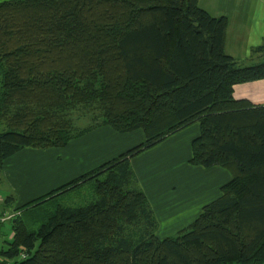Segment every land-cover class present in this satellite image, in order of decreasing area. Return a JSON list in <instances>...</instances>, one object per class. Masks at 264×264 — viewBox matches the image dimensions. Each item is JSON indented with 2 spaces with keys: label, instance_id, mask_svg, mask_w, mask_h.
<instances>
[{
  "label": "trees",
  "instance_id": "1",
  "mask_svg": "<svg viewBox=\"0 0 264 264\" xmlns=\"http://www.w3.org/2000/svg\"><path fill=\"white\" fill-rule=\"evenodd\" d=\"M197 1H0V168L25 147L61 148L100 126L143 134L12 207L0 264L264 262V103L233 96L234 85L264 79V60L239 65L225 53V16ZM192 123L187 164L230 177L190 223L159 238L129 162ZM86 184L89 201L29 213ZM1 203L11 208L12 195Z\"/></svg>",
  "mask_w": 264,
  "mask_h": 264
},
{
  "label": "crops",
  "instance_id": "2",
  "mask_svg": "<svg viewBox=\"0 0 264 264\" xmlns=\"http://www.w3.org/2000/svg\"><path fill=\"white\" fill-rule=\"evenodd\" d=\"M197 4L212 16H225V53L243 65L261 61L264 49L253 52V48L264 44V0H198ZM233 96L264 103V79L234 85ZM137 131L117 133L100 126L61 148L19 150L0 168V211L9 210L1 203L7 193L13 197L11 208L32 200L138 144L142 139ZM197 133V123H192L130 159L157 232H174L190 223L228 178L223 168L187 164L189 143Z\"/></svg>",
  "mask_w": 264,
  "mask_h": 264
},
{
  "label": "rangeland",
  "instance_id": "3",
  "mask_svg": "<svg viewBox=\"0 0 264 264\" xmlns=\"http://www.w3.org/2000/svg\"><path fill=\"white\" fill-rule=\"evenodd\" d=\"M255 59H257V58H253V60H255ZM261 60H264V56L261 58ZM248 61H250V60H248ZM245 63V62H244ZM238 64L239 65H243V64H241V62L239 63L238 62ZM139 134H140V136H141V139H143V134L141 133V131H137ZM35 157H37V159L40 157H38V156H35ZM59 159H60V157H58ZM41 159V158H40ZM56 159V158H55ZM62 159V158H61ZM43 160L44 161H46V160H48V157H46V156H44L43 155ZM57 160V159H56ZM222 170H224L225 172H226V174L228 175V178L226 179V180H228L229 179V173H228V171H226L225 169H222ZM225 180V181H226ZM223 181V180H222ZM224 181V182H225ZM221 183H223V182H221ZM88 184H86V185H84L81 189H79V190H77V191H72V192H70V193H68L67 195H64V196H62V197H60V198H58V199H54V200H52V201H49L48 203H46L45 205H43L41 208H39V209H34V210H32V211H30L29 213H32L33 214V212H34V214H37L38 215V217L37 218H39L41 215H42V218L45 216L43 213H41L42 212V210H44L45 209V211L44 212H47L53 205H55L56 203H58V204H63V203H65V204H68V205H80V204H82V203H85V202H87V201H89L90 200V197H91V193L89 192V190H88ZM9 210H7V211H5V209H2L1 211H0V214H3L4 212L5 213H9L10 211H12L13 210V208H8ZM9 211V212H8ZM26 221H27V219H26ZM29 222V221H28ZM30 223H32V222H30ZM38 224V222L36 221V222H33V224H31V226H33V227H35L36 225ZM3 232V233H2ZM176 231H174V232H166V233H162V232H160V231H155V234L158 236V237H164V236H170V235H173L174 233H175ZM1 234H2V237L3 238H5V239H9L10 238V236H11V233H10V229H9V223L7 222V221H5V222H3L2 223V227H1ZM262 264H264V262L262 263Z\"/></svg>",
  "mask_w": 264,
  "mask_h": 264
},
{
  "label": "built area",
  "instance_id": "4",
  "mask_svg": "<svg viewBox=\"0 0 264 264\" xmlns=\"http://www.w3.org/2000/svg\"><path fill=\"white\" fill-rule=\"evenodd\" d=\"M14 214H16V213L13 212V211H10L9 213H5L4 212L3 214H0V222H5V221L9 220ZM23 257H24V253L23 252H20L17 255V258L16 259H20V258H23ZM1 260L2 259H0V261ZM4 264H9V260L8 261L5 260V263Z\"/></svg>",
  "mask_w": 264,
  "mask_h": 264
}]
</instances>
